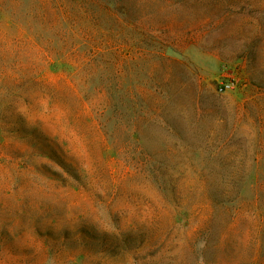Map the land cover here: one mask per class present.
<instances>
[{
	"label": "rangeland",
	"instance_id": "1",
	"mask_svg": "<svg viewBox=\"0 0 264 264\" xmlns=\"http://www.w3.org/2000/svg\"><path fill=\"white\" fill-rule=\"evenodd\" d=\"M121 7V21L104 19L79 36L91 44L89 61H104L105 68L118 62L121 70V146L118 155L111 148L105 154L114 183L105 199L112 205L98 204L94 195L93 202L78 198L65 222L83 216L109 227L139 225L146 194L154 190L142 183L145 177L178 180L188 189L161 206L157 240L50 244L47 252L23 241L28 248L0 255V264H264V0H126ZM14 48L8 56L33 63L37 72L46 68L37 47ZM36 76L56 81L66 73L47 68ZM101 77L113 80L114 74L89 79ZM229 82L234 88L219 90ZM188 83L200 85L198 96L180 90ZM81 139L74 137L76 147ZM26 160L38 167L48 162ZM13 162L0 173L25 178L23 158ZM78 162L87 170L82 183L105 186L96 163L84 154ZM207 189L231 195L227 212L220 200L211 205Z\"/></svg>",
	"mask_w": 264,
	"mask_h": 264
},
{
	"label": "trees",
	"instance_id": "2",
	"mask_svg": "<svg viewBox=\"0 0 264 264\" xmlns=\"http://www.w3.org/2000/svg\"><path fill=\"white\" fill-rule=\"evenodd\" d=\"M124 1L0 0V147L4 149L0 166L14 165L13 160L23 158L27 172L21 179L0 173V255L26 250L23 241L32 242L30 247L36 252H47L50 244L62 248L68 243L86 241L133 245L157 240L161 206L168 203L169 195L180 199L188 189L178 180L145 177L142 183L154 190L146 194L147 203L141 208L145 214H139V225L131 222L109 227L94 224L83 216L79 222L72 217L65 222L66 209L74 208L78 198L84 197L88 202L94 195L98 204L112 205L105 199V188H114L110 161L105 154L111 148L118 155L121 146V70L118 62L105 68L100 65L104 61L99 65L89 61L91 44L87 39L80 41L79 36L104 19L121 21L118 12ZM15 44L37 47L44 53L46 68L37 72L33 63L8 56L10 52L13 55ZM47 68L63 71L66 76L56 81L36 76H45ZM110 70L113 80L101 77L93 83L89 79L97 72L104 74ZM180 90L194 97L201 92L197 83L185 84ZM110 125L113 140L108 146ZM77 136L82 138L79 147L74 142ZM83 154L96 163L99 181L105 186L96 187L89 180L82 183V179H88L85 165L78 162ZM30 156L45 157L48 162L39 167L31 165L26 160ZM82 186L92 193L84 194ZM237 186L239 192L241 182ZM215 194L221 193L207 189L206 199L212 206L220 200V207L227 212L224 205L231 195ZM230 225L231 221L226 226ZM225 234L220 236L221 240Z\"/></svg>",
	"mask_w": 264,
	"mask_h": 264
},
{
	"label": "built area",
	"instance_id": "3",
	"mask_svg": "<svg viewBox=\"0 0 264 264\" xmlns=\"http://www.w3.org/2000/svg\"><path fill=\"white\" fill-rule=\"evenodd\" d=\"M234 88V83L229 82V83H222V85L219 87L220 91H225Z\"/></svg>",
	"mask_w": 264,
	"mask_h": 264
}]
</instances>
